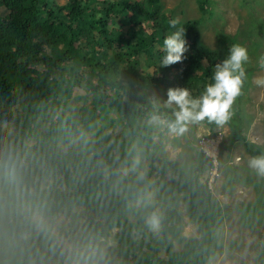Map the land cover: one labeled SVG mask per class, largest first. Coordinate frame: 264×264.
<instances>
[{
    "label": "trees",
    "instance_id": "16d2710c",
    "mask_svg": "<svg viewBox=\"0 0 264 264\" xmlns=\"http://www.w3.org/2000/svg\"><path fill=\"white\" fill-rule=\"evenodd\" d=\"M171 19L162 0H0V264H207L218 254L215 231L224 216L201 177L213 158L198 151L197 167L185 174L177 159L163 155L148 120L164 112L174 119L172 109L148 102L143 89L149 79L198 97L229 53L207 47L198 19H189L177 26L185 29L186 58L161 67L163 40L176 31ZM81 60L88 66L77 105L46 126L42 117L58 108L52 99L62 73L55 70ZM242 123L233 110L227 124L235 132L229 144L222 141L221 155L242 137ZM131 138L164 152L151 173L134 158ZM165 193L186 201L198 235L181 236L182 215L166 208ZM152 213L160 220L155 230L145 222ZM60 218L68 226L56 237ZM169 234L184 247L175 250Z\"/></svg>",
    "mask_w": 264,
    "mask_h": 264
},
{
    "label": "rangeland",
    "instance_id": "374dc122",
    "mask_svg": "<svg viewBox=\"0 0 264 264\" xmlns=\"http://www.w3.org/2000/svg\"><path fill=\"white\" fill-rule=\"evenodd\" d=\"M56 1L65 3L67 0ZM162 6L163 11L173 19H179V25L189 19H198L202 42L207 47L224 50L226 53H229L233 44H241L248 49L249 61L245 65L247 78L231 110L244 122L236 130L241 132L242 137L236 138L233 148L225 149L221 155L222 141L229 144L235 132L228 124L212 127L208 123L191 124L183 136L175 137L167 131L164 140L160 139L158 133L167 127L154 125L156 129L152 131L153 137L158 143L164 144L165 153L158 148L157 143L151 146L145 140L142 142L144 144H140L136 138H131L129 144L135 146L134 158L141 161L148 171L151 165H158L157 159L168 153L169 159L179 161L185 174H191L198 164L197 152L204 150L209 154L213 158V166L201 177L209 183L213 198L221 206L224 217L215 231L220 244L219 252L207 264H264V176L258 175L248 166L250 158L264 156V87L256 84L258 78L264 77V69L257 63L258 58L264 54V0H203V3L201 0H162ZM53 39L57 40V36ZM76 45L79 46L78 43ZM64 64L65 68L55 70L62 73L57 93L52 99V103H58V108L46 118L42 117L46 126H52L61 114L69 113L77 105L75 95L82 94L84 90L80 84L88 61L81 60L80 64L67 61ZM76 67L83 69L77 70ZM41 70L45 73L46 69L41 67ZM77 74H81L79 81L75 79ZM45 76L53 80L49 74ZM87 79L94 84V79L90 78H85L83 82ZM168 89V84L155 85L146 79L143 95L148 102L162 107ZM161 116L166 120L173 119L165 112ZM109 119L108 115L102 114L103 122L107 123ZM56 130L67 138L66 128L58 124ZM213 132H216L215 136ZM125 136L129 137L128 134ZM246 143L252 149H260L261 153L251 154ZM61 144L67 147L63 142ZM107 170H110V166ZM152 171L153 167L149 173ZM157 175L160 176L159 173ZM169 177L170 174H167L166 178ZM157 178L159 181L162 176ZM165 196L168 199L164 201L166 208H174L182 215L181 236L198 235V226L190 221L186 201L181 196L169 198L168 193ZM155 205L160 214L163 205L158 201ZM67 226L66 220L58 219L54 235L57 237L59 233L65 232ZM116 231L113 230L114 233ZM169 238L175 250L184 247V241L177 236L169 234ZM110 241L116 243L115 239ZM160 250L162 254L165 253L162 248Z\"/></svg>",
    "mask_w": 264,
    "mask_h": 264
},
{
    "label": "clouds",
    "instance_id": "9594fccd",
    "mask_svg": "<svg viewBox=\"0 0 264 264\" xmlns=\"http://www.w3.org/2000/svg\"><path fill=\"white\" fill-rule=\"evenodd\" d=\"M179 19H171L168 24L176 31L167 35L163 40L164 55L160 60L161 67H168L182 63L186 58L188 45L184 38L185 29L177 27ZM249 61L248 49L241 44L230 46L229 55L216 63L212 76L207 81L198 97H193L187 87L169 88L164 106L172 109L174 119L166 120L159 113H152L148 123L150 125H165L169 133L175 137L183 136L189 125L207 120L218 126H224L232 116V106L241 94L246 77L245 65ZM258 66L264 69V54L258 58ZM258 87H264V77L256 80ZM248 166L258 175L264 176V156L252 157ZM152 229H158L160 220L156 213H152L145 220Z\"/></svg>",
    "mask_w": 264,
    "mask_h": 264
},
{
    "label": "built area",
    "instance_id": "2783aa9c",
    "mask_svg": "<svg viewBox=\"0 0 264 264\" xmlns=\"http://www.w3.org/2000/svg\"><path fill=\"white\" fill-rule=\"evenodd\" d=\"M209 155V154H208Z\"/></svg>",
    "mask_w": 264,
    "mask_h": 264
}]
</instances>
